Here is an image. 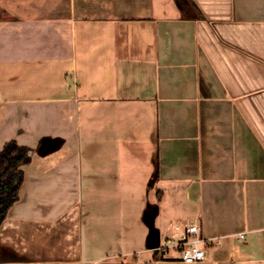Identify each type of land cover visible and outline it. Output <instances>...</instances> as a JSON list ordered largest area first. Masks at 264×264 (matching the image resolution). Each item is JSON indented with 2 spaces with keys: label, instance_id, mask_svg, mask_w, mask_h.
Returning <instances> with one entry per match:
<instances>
[{
  "label": "crops",
  "instance_id": "1",
  "mask_svg": "<svg viewBox=\"0 0 264 264\" xmlns=\"http://www.w3.org/2000/svg\"><path fill=\"white\" fill-rule=\"evenodd\" d=\"M11 141L0 264H264V0H0Z\"/></svg>",
  "mask_w": 264,
  "mask_h": 264
},
{
  "label": "trees",
  "instance_id": "2",
  "mask_svg": "<svg viewBox=\"0 0 264 264\" xmlns=\"http://www.w3.org/2000/svg\"><path fill=\"white\" fill-rule=\"evenodd\" d=\"M31 161L29 149L18 145L16 141L7 143L0 152V227L10 209L20 199L25 178L22 167Z\"/></svg>",
  "mask_w": 264,
  "mask_h": 264
},
{
  "label": "built area",
  "instance_id": "3",
  "mask_svg": "<svg viewBox=\"0 0 264 264\" xmlns=\"http://www.w3.org/2000/svg\"><path fill=\"white\" fill-rule=\"evenodd\" d=\"M179 236L175 240H169L157 251L161 255H168L171 251H176L180 255V260L186 263H201L207 259L204 245L207 240L201 235L200 226L197 223L188 224L185 227H176ZM245 239V234L240 235Z\"/></svg>",
  "mask_w": 264,
  "mask_h": 264
}]
</instances>
